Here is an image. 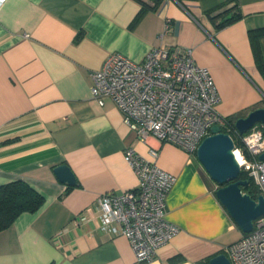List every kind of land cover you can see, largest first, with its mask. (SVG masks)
Here are the masks:
<instances>
[{
	"label": "crops",
	"instance_id": "1",
	"mask_svg": "<svg viewBox=\"0 0 264 264\" xmlns=\"http://www.w3.org/2000/svg\"><path fill=\"white\" fill-rule=\"evenodd\" d=\"M182 1L158 11H142L140 0L1 3L0 186L24 181L44 204L0 233V264H205L245 236L196 155L155 138L143 143L112 99L101 106L91 94L92 73L112 54L143 63L153 48L183 47L210 71L221 116L264 108V68L250 38L264 28V0ZM236 6L242 18L223 29L207 16L221 7L212 16L231 17ZM259 45L264 64V37ZM129 148L147 159L157 149V164L177 179L166 216L179 233L150 263H138L130 241L100 225L101 196L138 188ZM60 164L76 186L57 179Z\"/></svg>",
	"mask_w": 264,
	"mask_h": 264
},
{
	"label": "built area",
	"instance_id": "2",
	"mask_svg": "<svg viewBox=\"0 0 264 264\" xmlns=\"http://www.w3.org/2000/svg\"><path fill=\"white\" fill-rule=\"evenodd\" d=\"M92 81V97L101 106L104 98L112 99L125 124L143 143L155 138L196 155L213 126L241 136L242 147L235 143L233 152L235 157L238 154L242 171L264 196V160L259 159L264 153L260 146L264 135L260 143L252 135L264 133V126L257 123L240 135L218 113L221 97L215 82L207 68L195 63L191 48H153L143 63L112 54L100 71L92 73ZM245 137L249 139L246 141ZM149 152L147 159L132 148L125 151V160L138 177L137 189L98 199L101 229L126 237L138 263L153 261L157 250L179 233V227L166 216L167 198L177 179L159 167L157 149ZM226 253L232 264H264V216L254 223L251 233L228 247Z\"/></svg>",
	"mask_w": 264,
	"mask_h": 264
},
{
	"label": "water",
	"instance_id": "3",
	"mask_svg": "<svg viewBox=\"0 0 264 264\" xmlns=\"http://www.w3.org/2000/svg\"><path fill=\"white\" fill-rule=\"evenodd\" d=\"M264 126V108L250 112L246 117L235 123L240 135L247 133L255 124ZM235 141L229 134L222 132L219 126H213L211 135L206 137L197 149L196 157L210 178L218 185L216 196L221 205L227 210L241 231L245 234L252 232L254 223L264 216V196L253 199L243 193L242 187L249 181L239 180L242 169L235 157ZM264 160V153L259 157ZM57 179L68 186H76L77 180L67 164L54 168ZM208 264H232L226 254H219L210 259Z\"/></svg>",
	"mask_w": 264,
	"mask_h": 264
},
{
	"label": "trees",
	"instance_id": "4",
	"mask_svg": "<svg viewBox=\"0 0 264 264\" xmlns=\"http://www.w3.org/2000/svg\"><path fill=\"white\" fill-rule=\"evenodd\" d=\"M165 1L166 0H154V5L151 6L140 0L143 7L142 11H158ZM177 1L183 3L182 0ZM220 8L221 7L207 12V16L212 22L217 23L220 20V22L216 24L217 29L219 30L242 18V14L239 12L238 6L233 9L235 13L231 17H226L224 14L212 16L215 12L220 10ZM263 37L264 28L250 32V38L252 41L256 61L261 68H264V64L259 41ZM240 118H242L241 115L230 117L227 118V121L230 125L235 127L236 121ZM222 132L225 134H230L233 137L236 145L238 147H242L240 138L241 136H238L235 133L231 134L226 128H222ZM239 180L249 181L247 186L242 187L243 193L250 195L253 199H257L260 196V190L254 183L253 179L250 178L246 172L242 171ZM43 204L44 197L24 181H14L12 183L0 186V233L8 230L20 215L24 213H36L41 209ZM208 263L209 262H206L205 264Z\"/></svg>",
	"mask_w": 264,
	"mask_h": 264
},
{
	"label": "clouds",
	"instance_id": "5",
	"mask_svg": "<svg viewBox=\"0 0 264 264\" xmlns=\"http://www.w3.org/2000/svg\"><path fill=\"white\" fill-rule=\"evenodd\" d=\"M252 135L256 138V142H257V143H260V137H261L262 135H264V133L255 132V133H253ZM248 139H249L248 137H245V140H246V141H247ZM260 146H261V147H264V143H261Z\"/></svg>",
	"mask_w": 264,
	"mask_h": 264
},
{
	"label": "bare ground",
	"instance_id": "6",
	"mask_svg": "<svg viewBox=\"0 0 264 264\" xmlns=\"http://www.w3.org/2000/svg\"><path fill=\"white\" fill-rule=\"evenodd\" d=\"M236 155H237L236 157H238V154L237 153H236ZM236 159L238 160V158H236Z\"/></svg>",
	"mask_w": 264,
	"mask_h": 264
}]
</instances>
